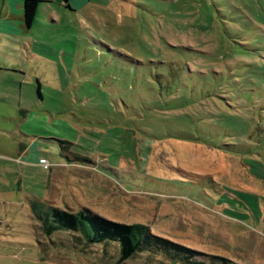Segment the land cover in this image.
Masks as SVG:
<instances>
[{
    "label": "rangeland",
    "instance_id": "1",
    "mask_svg": "<svg viewBox=\"0 0 264 264\" xmlns=\"http://www.w3.org/2000/svg\"><path fill=\"white\" fill-rule=\"evenodd\" d=\"M68 2L40 0L26 28L0 0V264H98L42 243L34 195L264 264V0ZM35 134L94 163L58 166L46 189L38 158L62 161Z\"/></svg>",
    "mask_w": 264,
    "mask_h": 264
},
{
    "label": "trees",
    "instance_id": "2",
    "mask_svg": "<svg viewBox=\"0 0 264 264\" xmlns=\"http://www.w3.org/2000/svg\"><path fill=\"white\" fill-rule=\"evenodd\" d=\"M19 1L22 24L28 28L34 21L40 0ZM59 1L69 7L68 0ZM35 92L40 98L38 81ZM54 140L58 153L65 161H75L81 165L94 163L86 152L73 151L71 147L74 144L61 138ZM222 196L229 204H242L238 199L224 194ZM240 198L246 204L242 209H256L250 204V200L243 199L241 195ZM25 210L34 220V228L43 244L48 241L56 247L81 251L98 264H148L152 254H157L154 260L161 262L160 264H167V260H178L182 264H238L221 255L203 253L156 235L144 224L112 221L86 206L70 210L34 195L27 198Z\"/></svg>",
    "mask_w": 264,
    "mask_h": 264
},
{
    "label": "crops",
    "instance_id": "3",
    "mask_svg": "<svg viewBox=\"0 0 264 264\" xmlns=\"http://www.w3.org/2000/svg\"><path fill=\"white\" fill-rule=\"evenodd\" d=\"M81 2V1H80ZM68 4L70 5V3L68 2ZM33 120H34V122H38L39 120L36 118V117H33ZM61 127V126H60ZM63 129V128H62ZM36 135V134H35ZM63 135V134H62ZM36 136H38V137H41V138H48V139H52V140H54L55 138H61V139H63V140H66V141H68L69 143H71V144H74L75 142H76V140L75 141H70V140H68V138H64V135L63 136H54L53 138L51 137V136H49V135H46V136H42V135H36ZM77 137V136H76ZM22 152H24V147H22V146H19L18 147V153L19 154H21ZM56 155L61 159V161H62V163L60 164H56V165H51V164H47V167L48 168H50L51 170H49V173H48V177L50 176L51 177V179L50 180H53L54 182H56V185L55 186H53V185H50L48 182H47V188L46 189H48V188H52V189H56V190H58L59 189V185H58V181H57V179L56 178H53L52 176L54 175L53 173L56 171V170H58V166H61V165H66V164H76V165H80V163L79 162H75V161H73V162H67V161H65L64 160V158H62L61 156H60V154L58 153V149L56 150ZM40 158H42V157H39L38 159H40ZM44 159V158H43ZM38 161V160H37ZM46 161V160H45ZM81 166V165H80ZM55 168V169H54ZM57 168V169H56ZM54 169V170H53ZM73 176H75L76 178H78V180L79 181H81L82 179H84L85 177H84V175H80L78 172H74V175ZM83 176V177H82ZM46 193V192H45ZM41 197V196H40ZM43 199H45V200H47V201H50V202H52L53 204H55V202H53V200H49V199H47V198H45V197H42ZM55 205H58V204H55ZM58 206H60V207H62V208H68V209H70V210H73L72 208H70V207H68V206H66V204H64V205H58ZM80 206H83V205H80ZM79 207V206H78Z\"/></svg>",
    "mask_w": 264,
    "mask_h": 264
},
{
    "label": "built area",
    "instance_id": "4",
    "mask_svg": "<svg viewBox=\"0 0 264 264\" xmlns=\"http://www.w3.org/2000/svg\"><path fill=\"white\" fill-rule=\"evenodd\" d=\"M37 163L40 165L47 166L46 161L43 158L38 159Z\"/></svg>",
    "mask_w": 264,
    "mask_h": 264
}]
</instances>
